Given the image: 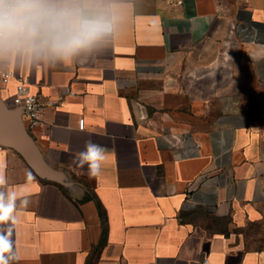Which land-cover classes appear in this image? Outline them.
<instances>
[{
	"label": "crops",
	"instance_id": "obj_1",
	"mask_svg": "<svg viewBox=\"0 0 264 264\" xmlns=\"http://www.w3.org/2000/svg\"><path fill=\"white\" fill-rule=\"evenodd\" d=\"M120 16L85 65L0 62L43 105L29 131L16 81L0 75L13 122L0 161L8 188L30 200L18 223H0L2 255L264 264V0H120ZM89 139L108 149L94 178L73 159Z\"/></svg>",
	"mask_w": 264,
	"mask_h": 264
},
{
	"label": "clouds",
	"instance_id": "obj_2",
	"mask_svg": "<svg viewBox=\"0 0 264 264\" xmlns=\"http://www.w3.org/2000/svg\"><path fill=\"white\" fill-rule=\"evenodd\" d=\"M120 18V0H0V62L18 56L47 68L85 65L108 47ZM7 74L0 68V75ZM107 156L105 146L89 139L73 159L94 178ZM4 168L0 161V223L14 225L30 200L8 188ZM33 179L28 173L27 180ZM9 248L0 235V264H9L2 255Z\"/></svg>",
	"mask_w": 264,
	"mask_h": 264
},
{
	"label": "built area",
	"instance_id": "obj_3",
	"mask_svg": "<svg viewBox=\"0 0 264 264\" xmlns=\"http://www.w3.org/2000/svg\"><path fill=\"white\" fill-rule=\"evenodd\" d=\"M7 71L9 74L1 75V80L4 84H8L13 79L16 81L13 103L25 118L27 129L33 131L41 122L43 105L40 102V98L38 94L32 91L28 78L20 73H15L11 70ZM203 264H208V262L204 260Z\"/></svg>",
	"mask_w": 264,
	"mask_h": 264
},
{
	"label": "water",
	"instance_id": "obj_4",
	"mask_svg": "<svg viewBox=\"0 0 264 264\" xmlns=\"http://www.w3.org/2000/svg\"><path fill=\"white\" fill-rule=\"evenodd\" d=\"M18 113H20V111H18ZM12 125H13V122L9 119L7 112L0 106V141L2 142L7 141L9 130L11 129ZM19 135L23 136V137H20V140H21L20 142H22L24 135H22L21 133H19ZM22 146L24 147V145Z\"/></svg>",
	"mask_w": 264,
	"mask_h": 264
}]
</instances>
